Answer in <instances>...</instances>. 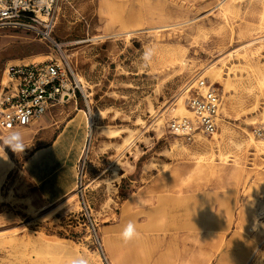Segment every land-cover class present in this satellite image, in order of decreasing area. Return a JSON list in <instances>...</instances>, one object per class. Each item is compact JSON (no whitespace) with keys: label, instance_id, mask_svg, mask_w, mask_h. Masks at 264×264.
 I'll return each instance as SVG.
<instances>
[{"label":"rangeland","instance_id":"rangeland-1","mask_svg":"<svg viewBox=\"0 0 264 264\" xmlns=\"http://www.w3.org/2000/svg\"><path fill=\"white\" fill-rule=\"evenodd\" d=\"M55 14L53 37L92 108L77 91L66 110L96 115L91 151L117 136V162L107 170L86 152L87 209L78 190L62 208H26L5 196L14 160L5 148L0 264H69L80 255L89 264H201L234 227L258 244L249 264H264V0H60ZM49 54L61 57L32 33L0 30V83L8 63ZM207 65L222 81L199 76ZM199 77L222 96L217 137L171 134L175 116L164 111ZM129 220L138 236L125 243Z\"/></svg>","mask_w":264,"mask_h":264},{"label":"built area","instance_id":"built-area-1","mask_svg":"<svg viewBox=\"0 0 264 264\" xmlns=\"http://www.w3.org/2000/svg\"><path fill=\"white\" fill-rule=\"evenodd\" d=\"M59 1L0 0V30L26 31L59 49V42L53 37ZM184 90L186 106L191 115L171 118L168 123L169 132L187 139L200 134L211 136L217 132L223 105L218 88L207 79L199 77L186 85ZM77 91L85 97L90 112L88 97L80 87L70 62L63 56L50 57L42 62L8 63L0 83V131L8 133L30 125L52 108L76 98ZM85 164L86 158L79 167L78 191L87 209L82 194ZM93 228L95 231L94 225Z\"/></svg>","mask_w":264,"mask_h":264},{"label":"crops","instance_id":"crops-1","mask_svg":"<svg viewBox=\"0 0 264 264\" xmlns=\"http://www.w3.org/2000/svg\"><path fill=\"white\" fill-rule=\"evenodd\" d=\"M19 130L23 131L26 143L32 146L22 155L9 150L14 160L11 159L13 165L8 174L13 176L5 196L11 192L26 208L28 201L41 209L60 203L59 208L66 206L70 196L78 190L76 172L88 145L85 116L79 112L69 115L65 104L52 108ZM116 138L107 136L110 142L105 146L99 144L93 151L90 148L87 159L92 158V162L98 164L105 161L107 170H112L118 157L113 145ZM241 230L234 227L220 241L209 261L204 258L201 264H249L258 244L248 240Z\"/></svg>","mask_w":264,"mask_h":264},{"label":"bare ground","instance_id":"bare-ground-1","mask_svg":"<svg viewBox=\"0 0 264 264\" xmlns=\"http://www.w3.org/2000/svg\"><path fill=\"white\" fill-rule=\"evenodd\" d=\"M220 7H222V4L220 5ZM223 8V7H222ZM225 14V13H224ZM260 29V28H259ZM257 30V29H256ZM129 32V31H128ZM127 34H129V33H127ZM130 35V34H129ZM263 36V35H262ZM260 37V36H259ZM258 37V38H259ZM264 37V36H263ZM262 37V38H263ZM256 39V38H255ZM250 44H252V42L251 43H249V45ZM63 45H64V43H58V46L60 47L59 48V51H60V53H61V56H63V57H65L68 61H69V56L66 54L67 53V50H65V49H63L62 47H63ZM239 52V51H238ZM231 53H233V52H230V54ZM50 55V54H49ZM50 57H51V55L49 56V58H47V59H50ZM46 59V56H44V59L43 60H40V61H35V60H29V61H24V62H42V61H45V60H47ZM180 59H182V58H178L177 59V61H180ZM177 61H175V62H177ZM70 62V61H69ZM245 64H247V63H245ZM208 66V65H207ZM223 68H222V66H221V70H222ZM222 72L221 71H218V70H216V69H214L212 66H208V67H206V68H204V70L200 73V75L199 76H204L203 74H208V75H210L214 80H218V81H222V74H221ZM198 74V73H197ZM201 76V77H202ZM197 77V76H196ZM230 79V78H229ZM258 81V80H257ZM262 81V80H261ZM263 83V82H262ZM227 87H228V83H227ZM184 92H185V90H184ZM184 92H181V93H179L178 94V97H177V102H176V104H171L170 106H168V108L164 111V113H166V112H171V113H173V116H182V115H191V113H190V110L187 108V106H186V102H185V98H186V93H184ZM90 108H91V106H90ZM82 113H84V116H85V120H86V123H87V140L89 141V138H90V136L92 137L93 136V122L95 121V116L96 115H93L92 114V116H93V119L94 120H91V118L89 117L90 115H89V113L87 112V111H85L84 109H81L80 110ZM91 111H92V108H91ZM164 113L162 114V115H160V117L157 119V120H159V125H161L162 124V121H163V119H162V116L164 115ZM83 118V117H82ZM81 118V119H82ZM93 121V122H92ZM95 123V122H94ZM92 126V127H91ZM91 127V128H90ZM216 133V132H215ZM215 133H213L211 136H213ZM214 137L216 138L217 136L216 135H214ZM252 137V136H251ZM203 138V136L201 135V137H200V139H202ZM252 139V138H251ZM253 140H254V138H253ZM90 141H91V138H90ZM252 141V140H251ZM184 144V143H183ZM175 145L177 146V147H180V146H182L181 145V143L179 142V140L177 139L176 140V142H175ZM261 146H263L264 147V141H262L261 142ZM89 148H90V146L88 147V145H86L85 146V148H84V156H85V154H86V152L89 150ZM194 155H197V162H196V164H197V167H202V166H204L205 164H204V162L203 161H205L206 160V158H205V156H204V154L203 153H199V152H194L193 153ZM6 160L5 159H3V158H0V165L1 164H3L4 162H5ZM76 174H77V172H76ZM76 177H77V188H79L80 187V181H79V179H78V175H76ZM86 185H87V183H86ZM65 199V198H64ZM120 252V255L122 254V252L120 251V250H118V253Z\"/></svg>","mask_w":264,"mask_h":264},{"label":"clouds","instance_id":"clouds-1","mask_svg":"<svg viewBox=\"0 0 264 264\" xmlns=\"http://www.w3.org/2000/svg\"><path fill=\"white\" fill-rule=\"evenodd\" d=\"M150 52H145L144 59L148 60ZM25 141V136L22 130H11L6 135L0 137V158L7 160L5 148H9L13 153L22 155L26 149L31 147ZM122 240L128 243L138 236L136 224L129 220L120 233ZM69 264H89V259L86 255L76 256L71 258Z\"/></svg>","mask_w":264,"mask_h":264}]
</instances>
